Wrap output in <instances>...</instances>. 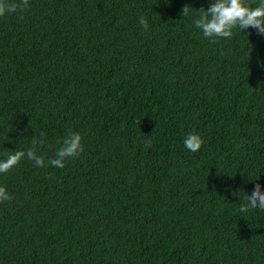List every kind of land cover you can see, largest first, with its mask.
Instances as JSON below:
<instances>
[{
    "label": "trees",
    "instance_id": "16d2710c",
    "mask_svg": "<svg viewBox=\"0 0 264 264\" xmlns=\"http://www.w3.org/2000/svg\"><path fill=\"white\" fill-rule=\"evenodd\" d=\"M211 3L30 0L0 16V160L45 133V166L0 173V264H264V209L240 211L264 191V35L205 38ZM69 132L83 152L48 165Z\"/></svg>",
    "mask_w": 264,
    "mask_h": 264
},
{
    "label": "clouds",
    "instance_id": "9594fccd",
    "mask_svg": "<svg viewBox=\"0 0 264 264\" xmlns=\"http://www.w3.org/2000/svg\"><path fill=\"white\" fill-rule=\"evenodd\" d=\"M30 4V0H0V16L6 13H16L25 11ZM194 9L191 5H185L182 9L183 17H187L190 11ZM197 10V9H196ZM198 18L194 25L202 31L205 38L215 42L213 38H231L233 29L240 30L253 27L257 34L264 35V0H259L256 6H253L250 0H212L211 6L207 9L197 10ZM140 25L147 30L148 20L141 17ZM45 133H40V138L33 136L31 147L28 150H17L11 154H6V158L0 160V173L9 172L17 166L25 157L33 161L34 166H45V156L40 154L43 147ZM83 137L78 132H69L62 142V146L56 151L55 157L48 160V165L52 167L63 168L69 158L78 157L84 150ZM184 146L191 152H197L203 145L204 139L197 132H190L183 141ZM145 147H151V141L146 142ZM12 196L7 191L6 186H0V202L11 200ZM247 203L241 204L240 211L245 212L249 208L264 209V191L262 186L256 184L251 195L246 197Z\"/></svg>",
    "mask_w": 264,
    "mask_h": 264
}]
</instances>
